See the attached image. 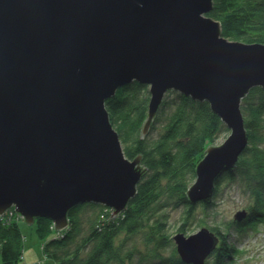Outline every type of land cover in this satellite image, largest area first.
I'll return each mask as SVG.
<instances>
[{
	"label": "water",
	"instance_id": "obj_1",
	"mask_svg": "<svg viewBox=\"0 0 264 264\" xmlns=\"http://www.w3.org/2000/svg\"><path fill=\"white\" fill-rule=\"evenodd\" d=\"M213 0H0V219L69 227L81 204L121 214L147 168L126 156L106 102L124 85H150L145 138L166 94L208 102L230 130L210 144L187 190L210 199L217 177L248 144L242 100L264 89V44L231 40ZM243 209L235 221L247 217ZM180 258L205 264L219 238L173 236Z\"/></svg>",
	"mask_w": 264,
	"mask_h": 264
},
{
	"label": "trees",
	"instance_id": "obj_2",
	"mask_svg": "<svg viewBox=\"0 0 264 264\" xmlns=\"http://www.w3.org/2000/svg\"><path fill=\"white\" fill-rule=\"evenodd\" d=\"M209 15L221 22L223 35L229 39L264 44V0H213ZM150 97L147 84L133 81L106 102L126 156L134 159L142 155V165L147 168L136 196L116 217L110 207L81 204L69 212V227L64 231L56 230L50 219L38 218L36 232L44 241L46 259L43 264H187L168 233L169 208L186 207L178 231L194 223L196 206L189 203L186 193L196 180V165L209 142L230 130L208 102L171 90L148 135L142 138ZM242 112L248 144L235 168L217 177L214 195L200 203L205 217L198 222L201 227L208 223L206 216L218 204L221 193L232 186H239L251 200L245 208L248 217L238 225L231 223L227 230L245 228L247 222L264 217L263 88L250 90L242 100ZM17 218L12 210L0 219L3 264H22L25 235ZM209 228L220 242L207 264H232L233 248L226 243L229 233H221L218 226Z\"/></svg>",
	"mask_w": 264,
	"mask_h": 264
},
{
	"label": "rangeland",
	"instance_id": "obj_3",
	"mask_svg": "<svg viewBox=\"0 0 264 264\" xmlns=\"http://www.w3.org/2000/svg\"><path fill=\"white\" fill-rule=\"evenodd\" d=\"M148 86L150 88V85ZM229 134L230 132L219 134L209 142V145L222 144ZM250 200L251 198L244 194L239 186L227 187L224 193H221L220 197L217 199L218 204L208 212V216H206L208 223H203V227L209 228L211 225L218 226L221 233H229L226 238V243L228 246L234 248L231 256L232 264H264V220L261 219L254 222L249 221L244 226L245 228L237 226L227 230L230 226H232L231 223L235 222L237 223L236 225H238L239 222L235 221V214L238 211L245 209ZM200 203L201 202L195 204L196 209L192 213L193 216H196L194 223L186 224V230L183 231V233L187 236L199 231L202 228L198 225V222H201L202 218L205 217ZM100 205L104 206L103 204ZM185 211L186 207L184 206L169 208L167 228L168 233L172 236L182 232L178 231V228L184 223V217L186 216ZM17 220L20 221L22 232L25 235L24 259L22 260V264H39L40 262H46L45 256L42 252V244L44 241L36 232V223L28 224L22 217H18ZM219 242L220 239L217 243V247ZM173 244L176 246L174 240ZM168 250L170 251L172 248H169ZM214 251L208 256L207 261L212 259L213 254L215 253ZM207 261L205 264H207ZM0 264H3L1 257Z\"/></svg>",
	"mask_w": 264,
	"mask_h": 264
},
{
	"label": "bare ground",
	"instance_id": "obj_4",
	"mask_svg": "<svg viewBox=\"0 0 264 264\" xmlns=\"http://www.w3.org/2000/svg\"><path fill=\"white\" fill-rule=\"evenodd\" d=\"M207 147H208V146H207ZM205 155H206V153H205V151H204V156H205ZM204 156L201 158V160L204 158ZM201 160H200V161H201ZM200 161H199V162H200ZM199 162H198V163H199ZM198 163H197V164H198ZM236 165H237V164H236ZM196 166H197V165H196ZM233 168H235V167H233ZM233 168L225 169V170H223V172L226 171V170H231V169H233ZM214 193H215V189H214L213 195H214ZM198 203H199V202H198ZM106 207H107V206H106ZM248 215H249V214H247V217H248ZM247 217H246V218H247ZM246 218H245V219H246ZM261 219L264 220V217H260V220H261ZM256 221H257V220H256ZM253 222H254V221H253ZM262 222H263V221H262ZM245 223H246V222H244V224H245ZM203 228H206V227H202L201 229H203ZM207 228H208V227H207ZM241 228H243V226H241ZM201 229H200V230H201ZM209 229H210V228H209ZM210 231H212V230L210 229ZM212 232H213V231H212ZM216 235H217V234H216ZM217 237H219V236L217 235ZM231 248H232V247H231ZM233 250H234V248H233ZM235 250H236V249H235ZM232 253H233V251L231 252V255H232ZM23 259H24V256H23ZM39 264H43V263L40 262Z\"/></svg>",
	"mask_w": 264,
	"mask_h": 264
},
{
	"label": "built area",
	"instance_id": "obj_5",
	"mask_svg": "<svg viewBox=\"0 0 264 264\" xmlns=\"http://www.w3.org/2000/svg\"><path fill=\"white\" fill-rule=\"evenodd\" d=\"M11 211H12V210H10L9 212H11ZM9 212H8V213H9Z\"/></svg>",
	"mask_w": 264,
	"mask_h": 264
}]
</instances>
